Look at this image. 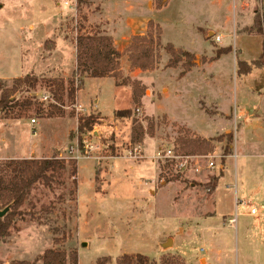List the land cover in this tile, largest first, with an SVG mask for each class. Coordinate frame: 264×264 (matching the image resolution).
<instances>
[{
  "label": "rangeland",
  "instance_id": "1",
  "mask_svg": "<svg viewBox=\"0 0 264 264\" xmlns=\"http://www.w3.org/2000/svg\"><path fill=\"white\" fill-rule=\"evenodd\" d=\"M61 1L65 19L57 26V36L63 37L65 45L57 58L62 70L55 67L50 74L27 75L38 82L19 88L14 99H30L37 108L22 121L13 123L0 114V124L12 123L8 129L0 126V158L9 157L0 159V165L12 159L73 160L78 180L73 184L66 174L65 185L53 189L35 185L10 236L0 242V261L32 262L46 250L59 248L76 250L79 264H117L125 254H142L157 264H264V68H254L245 76L237 72L239 62L251 65L263 52L264 38L243 31L256 14L264 17V0H169L153 12L143 0H118L113 10L122 16L120 36L129 32L128 19L150 18L160 25L164 39L188 51L214 58L220 50L215 53L214 47L222 44L232 49L206 63L203 70L184 76L173 68L132 77L135 69L125 52L129 44L120 51L121 68L126 66L124 78L143 87L138 106L131 85L124 86L129 90L118 89L110 78L90 79L84 86L76 71L69 75L73 64L76 67L77 38L105 32L103 23L89 22L104 0ZM127 2L132 5L130 11ZM194 26L221 34L223 42H206L198 31L194 34ZM2 33L8 45L15 47L16 38L5 29ZM38 47L40 40H33L31 49ZM54 49V40L42 43L41 59L49 58ZM14 50V55H6L8 62L0 58V74L17 72ZM207 58L196 57L193 68L201 67ZM18 74L26 77L21 70ZM53 79L64 80L67 87L72 82L76 88L84 87L81 102L93 108L78 110L79 90L74 101L67 93L63 103L57 101L56 86L48 83ZM15 84L16 79L0 82V95ZM152 84L159 95L152 104L145 101L147 110L177 123L143 110V100L154 93ZM164 88L168 92L163 93ZM119 110H129L131 115L116 118ZM241 113L246 118H240ZM90 117L96 126L81 135L79 120ZM32 119L37 123L32 125ZM134 126L144 129L139 143L132 140ZM229 134L232 145L226 138ZM199 139L212 141L214 152L185 150L182 141ZM173 146L183 155L197 157L190 164L200 172L177 173L169 162L154 160L158 149ZM208 156L213 157V169ZM252 209L258 214H251ZM6 210L10 212V206Z\"/></svg>",
  "mask_w": 264,
  "mask_h": 264
},
{
  "label": "trees",
  "instance_id": "2",
  "mask_svg": "<svg viewBox=\"0 0 264 264\" xmlns=\"http://www.w3.org/2000/svg\"><path fill=\"white\" fill-rule=\"evenodd\" d=\"M168 4V0H156V9H162ZM155 31V32H154ZM243 32L248 34L260 35L264 38V17L256 14L253 25L246 28ZM162 29L155 25L153 21L149 22L148 33L146 35L134 36L130 45L125 49L129 54L131 69H140L141 71H154L160 60L161 50H165L171 56L167 65L168 68H176L179 64L184 63V71L181 76L186 75L194 67L195 55L176 49L172 44L163 47L161 43ZM76 74L85 78H113L116 86H132L133 101L138 106L143 94V87L139 81H132L130 78H124L121 68V58L123 53L118 51L113 39L104 36L102 33L95 35H82L76 40ZM231 48L220 49L213 60L218 59L221 55L231 52ZM254 68H264V43L263 52L260 58L251 65L245 62L238 63V75L245 76L252 72ZM37 79L32 76L16 79V84L10 90H2L0 95V114L3 113L6 119L21 120L33 108H37L36 103L27 99L24 101H15L14 95L19 88L34 86ZM49 84L56 86L55 98L57 101L64 102V94L67 93L71 100H75L77 90L74 83L67 84L62 79H53L48 81ZM131 115V111H118L116 118ZM97 121L92 117L80 118L78 132L82 135L85 132H92ZM151 126L150 128H152ZM132 140L139 143L144 139L143 127H133ZM232 145L233 135L226 136ZM187 148H193L198 151L214 152L212 141L199 139L196 141H182ZM193 146V147H190ZM68 174L72 183L76 184L78 174L77 163L73 160L65 161L59 158H42V159H12L0 165V212L10 206V212L4 217H0V242L10 236V231L14 227L16 219L21 217L22 207L27 202L32 189L35 185L42 183L45 187L53 189L54 185H65L63 178ZM55 242L59 243V240ZM104 261L102 264H107ZM79 264V255L76 250L68 252L65 249L53 248L46 250L34 261H13L10 264ZM0 264H3L0 261ZM117 264H157L151 261L149 257L142 254L129 255L125 254L118 259ZM166 264H173L167 261Z\"/></svg>",
  "mask_w": 264,
  "mask_h": 264
},
{
  "label": "crops",
  "instance_id": "3",
  "mask_svg": "<svg viewBox=\"0 0 264 264\" xmlns=\"http://www.w3.org/2000/svg\"><path fill=\"white\" fill-rule=\"evenodd\" d=\"M117 1L118 0H104L101 11H100L101 13L95 12L91 14V16L89 17V22L91 24L96 23L97 25H101V23H103L104 25H102V28H103V31L105 32H103L102 35L113 38L115 48L118 51H122L126 46L130 44L131 39L134 36H141V35L147 34L148 24L150 21H153V20L150 18H145L143 20L141 19L139 21L135 19H128L126 22L127 23L126 27L127 29H129V32L127 34L120 36L119 29L123 21L122 16L118 13V10L116 11L113 10L114 7L119 6L118 4H116ZM143 1L145 3L146 8H148L150 12L157 10L155 7V0H143ZM126 6L129 11L132 9V5L129 2L126 3ZM62 8H63V3L61 0H0V58L2 60V63L8 62V60L6 59V55L7 54L14 55L15 53L14 49H16V53H17V58H16V61H17L16 71L17 72L15 74H12V72L8 70L6 71L5 75L0 74V82L11 81L14 79L21 78V76H19L20 74H18L20 70L23 73H25L22 76H27L29 74H32L33 72L38 73V74H50L51 72L55 70V67L62 70L61 59L57 58L59 56L62 57V54L59 51V49L61 45H65V41L63 37L57 36V26H60L63 20L65 19L63 15L64 11L62 10ZM153 22L156 25H159L157 22L155 21ZM251 26H245V28H250ZM4 29L6 32L11 33L13 37L16 38L17 42H16L15 47L13 44L9 46L8 43L4 39L5 37L3 38L2 32L4 31ZM196 31H198L200 35L202 34L203 40H205L206 42L207 41L210 43L215 42L217 45L223 42L224 37L221 34H216L215 32L211 31V29L209 28L202 29L200 27L196 28L194 26L193 28L194 34ZM203 31H206V34ZM25 32L27 33L25 34ZM216 36L222 37V41L220 43H217L215 41ZM164 37H165L164 35L161 36V43L163 47L167 46L168 44H172L176 49L188 52L192 55H195L196 57H200L201 59L207 58L206 56L200 55L197 52H193V51L191 52V51L186 50V48L184 47H179L175 45L174 43L170 42V40L164 39ZM35 39L40 40V47H38L37 49L38 51L31 49V44L33 40ZM50 39L55 41V49L52 51V53H49V58L41 59L40 55H41V51H43L41 50V44ZM20 43H21V49H20ZM214 48H215V53H216L217 49H225L227 47L221 44V46H218V48L216 47ZM228 48H231V47H228ZM212 58L213 57L207 58V61L203 62L201 67L193 68L191 69V72L194 70H203L206 63L212 62L211 60ZM170 59H171V56L168 53H166L165 50H161V60L157 68L154 71L143 73L142 71L135 69L134 72H131L130 76L133 77L134 75H136L138 77L144 74L145 75L152 74L159 70L164 71L167 69H173V68L166 67ZM121 62H122V58H121ZM183 64L184 63H181L180 65L176 67L177 69L180 70L181 73L184 71ZM125 65L127 64L125 63ZM125 69H126V66L122 70H125ZM74 71H76L75 64H73V67L69 75H71ZM143 77L140 80L145 84V82L143 81ZM90 79H110V78H85L84 86H85V82ZM115 85H116V82H115ZM145 85H149V84H145ZM152 87H153L152 89L154 93L151 99L143 100V110L149 116H155V117L166 116L165 114H162V115L150 114L146 108L145 101L146 102L149 101L152 104L153 99L155 98L156 94L159 95L158 90L155 88L154 84H152ZM82 89L77 92V108L78 110H84L87 112L90 110V108L92 109L93 106L90 107V106L84 105L83 102H81L80 94L83 91ZM118 89H126V88L118 87ZM126 90H129V89H126ZM165 91L168 92L166 88L163 89V93ZM95 103L97 104V102ZM94 109H97V106H95ZM166 117L168 121L174 122L170 117L168 116ZM239 117L246 118V115H244V113H241ZM16 121H22V120H13L12 122L14 123ZM174 123H177V122H174ZM8 125L9 126H4V124L2 123L0 124V126H3L5 129H8L10 126H12V123H8ZM187 128L203 137H206V138L211 137V136H205L201 132L193 128H189V127ZM145 142L148 143V140L146 139ZM34 153L35 152L33 150L32 155ZM13 157H16V156H13ZM8 158L9 157H3L0 159H8ZM76 178L78 180V174ZM166 185H170V184H166ZM251 214L253 213L251 212ZM257 214H258V211L254 215H257ZM172 242H173V249H174L173 239H172ZM164 245L165 244L162 242L160 245V248L162 249Z\"/></svg>",
  "mask_w": 264,
  "mask_h": 264
},
{
  "label": "built area",
  "instance_id": "4",
  "mask_svg": "<svg viewBox=\"0 0 264 264\" xmlns=\"http://www.w3.org/2000/svg\"><path fill=\"white\" fill-rule=\"evenodd\" d=\"M215 41L217 43H220L222 41V37L216 36ZM47 99H48V97L45 96L43 100L46 101ZM31 123H32V125H34L37 123V120L32 119ZM136 151H138V150H136ZM136 156H138V155H136ZM208 157H209V158H207L208 160L213 159L212 156H208ZM76 158L80 159L79 156ZM154 158H155L154 160L157 162H159V161L169 162L171 165H173L175 167V170L177 173H182L185 171H189V170L193 171L194 170L191 168L190 162L195 160L197 157L190 156V155H183V154L177 152L175 146H173L172 148L158 149L156 154L154 155ZM214 167H215L214 161L213 160L209 161V168L213 169ZM194 171L199 173L200 169H195ZM242 204L244 205L243 202H242ZM256 212H257L256 209H252L253 214H255Z\"/></svg>",
  "mask_w": 264,
  "mask_h": 264
},
{
  "label": "water",
  "instance_id": "5",
  "mask_svg": "<svg viewBox=\"0 0 264 264\" xmlns=\"http://www.w3.org/2000/svg\"><path fill=\"white\" fill-rule=\"evenodd\" d=\"M8 213V210H5L3 212H0V217H4Z\"/></svg>",
  "mask_w": 264,
  "mask_h": 264
}]
</instances>
